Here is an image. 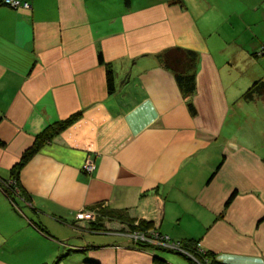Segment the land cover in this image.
Here are the masks:
<instances>
[{"label": "crops", "instance_id": "obj_1", "mask_svg": "<svg viewBox=\"0 0 264 264\" xmlns=\"http://www.w3.org/2000/svg\"><path fill=\"white\" fill-rule=\"evenodd\" d=\"M24 1L0 4V180L79 116L19 170L25 198L0 189V264H190L130 243L138 221L216 264H264V107H236L264 77V0ZM173 46L198 53L188 97L155 56ZM98 205L121 218L75 221Z\"/></svg>", "mask_w": 264, "mask_h": 264}, {"label": "trees", "instance_id": "obj_2", "mask_svg": "<svg viewBox=\"0 0 264 264\" xmlns=\"http://www.w3.org/2000/svg\"><path fill=\"white\" fill-rule=\"evenodd\" d=\"M179 0H176V2ZM125 5L129 4V0H123ZM159 64L166 70L170 71L175 78L176 85L180 93L188 97L191 95L195 89V66L197 63L198 53L195 50L189 48H183L179 46H173L166 48L156 55ZM97 60L100 63H104L101 53H97ZM105 66V81L107 92L110 94L114 90L113 74L110 66L104 63ZM240 99L244 101H251L253 99H260L264 101V79H260L252 83L247 89L243 91ZM190 111L193 112L192 105L187 104ZM79 116V113H72L64 119L55 120L48 123L39 133H37L32 142L20 153L19 158L14 162L9 168V177L11 183H8L5 179L0 181V189L5 193L9 200H13L16 196H23L24 192L17 184L18 172L21 167L27 162V160L36 153L46 142L50 141L54 136H56L63 128L70 125ZM17 190V191H16ZM14 191H16L14 195ZM95 211V217L93 220L88 221L85 225L88 230L97 231L101 229V224L104 218H121L120 213H114L111 211L102 210L98 205ZM131 222L127 219H124ZM131 229L144 231L150 227L149 223L143 221H138L136 224H129ZM184 248L190 264H216L213 256L210 253L198 250V246L195 241H176ZM146 245V244H145ZM186 256V254L182 253ZM189 254V255H188ZM59 258V257H57ZM56 261V260H55ZM53 261V262H55Z\"/></svg>", "mask_w": 264, "mask_h": 264}, {"label": "built area", "instance_id": "obj_3", "mask_svg": "<svg viewBox=\"0 0 264 264\" xmlns=\"http://www.w3.org/2000/svg\"><path fill=\"white\" fill-rule=\"evenodd\" d=\"M0 4H4V5L10 6L12 8H17V7L28 8L29 7L28 2L24 1V0H0ZM94 167H95L94 160L90 157H87L82 164V170H84L86 172H92ZM94 217H95V211L94 210L82 209L76 213L74 219L77 223H78V219H82L83 222L87 223L88 221L93 220ZM137 232L140 235L135 232V234L133 236L134 237L139 236V240H141V241H148L147 240V238H148L150 240V244H156L152 241L154 238L156 240V242H159L156 245L162 244V248L170 249V250L174 249L175 251L183 252L186 254V251H184V249H181L180 243L170 240L167 237V235H161L158 232H156L155 230H148L147 231V229H146V231H140V232L137 231ZM149 232H151V233L149 234ZM145 236H148V237L145 238ZM198 250L200 251V249H198Z\"/></svg>", "mask_w": 264, "mask_h": 264}, {"label": "rangeland", "instance_id": "obj_4", "mask_svg": "<svg viewBox=\"0 0 264 264\" xmlns=\"http://www.w3.org/2000/svg\"><path fill=\"white\" fill-rule=\"evenodd\" d=\"M264 52V49H260V51L258 52V55H261L262 53ZM263 79H264V77H263ZM236 105V104H235ZM236 107H264V101L262 102L260 99L258 100V99H255L254 101H251V102H249V103H244V102H241V101H238L237 102V106ZM1 181V180H0ZM9 183V182H8ZM17 191V190H16ZM16 191H14V195H15V193H16ZM78 223H83V220L82 219H78ZM86 223V222H85ZM101 229H99V230H105L106 228H105V223H102L101 224V227H100ZM99 230H97V231H99ZM107 230V229H106ZM148 230H153V229H151V227H149V228H147V231ZM138 230H133V229H131V227L129 226V227H127V229H123L122 230V233L124 234V235H126L127 236V238L129 239V241H130V243H132L134 246H136V247H139V246H145V244L147 245V244H149L150 243V240L147 238V240L149 241H141V240H139V236H137V237H134L133 235L135 234V232L137 233V234H139L138 232H137ZM144 231H146V230H144ZM125 232V233H124ZM139 232H140V230H139ZM151 232H149V234H150ZM160 234V233H159ZM140 235V234H139ZM161 235H163V234H161ZM133 236V237H132ZM144 237V236H143ZM146 237H148V236H145V238ZM154 243H159V242H156V240L153 238V240H152ZM179 243V242H178ZM156 244H154L155 246H158V247H162V244H158V245H156ZM181 247V249H184L182 246H180ZM198 249H199V247H198ZM172 250H174V249H172ZM185 251V250H184ZM187 252V251H186ZM181 253H183V252H181ZM189 255V254H188Z\"/></svg>", "mask_w": 264, "mask_h": 264}]
</instances>
